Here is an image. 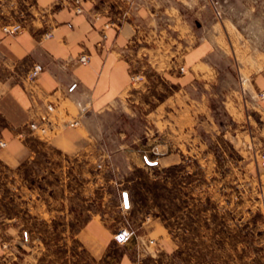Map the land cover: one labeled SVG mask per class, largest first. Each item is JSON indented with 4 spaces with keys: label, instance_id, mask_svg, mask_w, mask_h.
Wrapping results in <instances>:
<instances>
[{
    "label": "rangeland",
    "instance_id": "rangeland-1",
    "mask_svg": "<svg viewBox=\"0 0 264 264\" xmlns=\"http://www.w3.org/2000/svg\"><path fill=\"white\" fill-rule=\"evenodd\" d=\"M218 1L199 0L186 12L217 55L211 73L186 92L193 118L186 139L171 141L167 128L156 132L149 123L147 114L169 89L156 78L139 77L129 94L96 119L91 147L64 151L32 137L30 158L14 168L0 161V218L14 216L24 231L23 258L84 264L75 234L97 216L114 236L121 228L134 230L129 242L135 253L144 235L141 225L161 221L177 249L159 264H264V136L253 97L243 93L250 70L264 62V0ZM36 4L0 0V28L32 24L39 16ZM157 112L166 118L167 108ZM59 127L64 126H47L49 132ZM178 150L179 163L160 160ZM113 242L110 264H117L120 245ZM142 247L145 257L134 254L135 260L149 264L150 253Z\"/></svg>",
    "mask_w": 264,
    "mask_h": 264
},
{
    "label": "crops",
    "instance_id": "crops-1",
    "mask_svg": "<svg viewBox=\"0 0 264 264\" xmlns=\"http://www.w3.org/2000/svg\"><path fill=\"white\" fill-rule=\"evenodd\" d=\"M36 5L39 16L20 33L7 34L0 28V141L5 142L0 147V161L10 168L22 164L33 154L32 137L48 140L64 151L91 147L96 119L129 94L135 77L156 78L169 89L168 96L147 114L156 132L167 128L169 140L186 139L193 119L186 92L197 78L211 73L217 57L208 35L197 33L186 16L187 11L197 8L199 0H84L81 13L74 10L71 0H37ZM46 33L51 36L46 37ZM81 54L87 55L86 63L77 60ZM35 63L44 67L37 79L36 101L29 96L24 81ZM259 92H264V62L257 70H250L249 84L243 91L253 97L259 133L264 136V98H258ZM46 102L55 105L53 112L46 109ZM166 108V118L162 119L157 110ZM44 116L49 123H42ZM64 118L76 119L79 125L48 131V124L59 126ZM32 122L45 126L49 134L31 130ZM181 153L169 152L160 160L174 165L181 161ZM15 222L14 216L0 218V264H38L35 258L26 259L31 255L22 257L20 238L24 231ZM141 227V253L138 249L135 253L134 242L116 246L120 250L117 264H145L135 260V255L145 257L142 245L150 253L149 264H159L161 257L175 253L177 242L161 221L147 220ZM152 236L161 241L157 244L156 239L155 247L145 241ZM75 237L88 260L84 264L112 262L114 234L99 217H90Z\"/></svg>",
    "mask_w": 264,
    "mask_h": 264
},
{
    "label": "built area",
    "instance_id": "built-area-1",
    "mask_svg": "<svg viewBox=\"0 0 264 264\" xmlns=\"http://www.w3.org/2000/svg\"><path fill=\"white\" fill-rule=\"evenodd\" d=\"M73 3V8L77 13H81L82 12V6H81V0H72ZM23 30L21 24L16 23V24H12L10 26H5L3 28V31L7 34H18ZM51 34L50 33H46V37H50ZM77 60L80 63H86L88 61V57L85 54H81L77 57ZM44 67L43 65L39 64V63H35L31 66V68L27 71L24 81H25V86L27 89V92L29 94V96L31 97V99H33L34 101L37 100V96H38V88H37V79L39 78L40 74L43 72ZM139 77H135L132 78V82L138 80ZM258 98H264V92H259L257 94ZM46 109L49 112H53L55 109V105L51 102H46L45 104ZM42 123H49V121L47 120V118L42 117ZM79 125V121L76 119H71V118H64L60 120L59 126H73L76 127ZM29 128L31 130H36L39 129L41 130L43 133H45L46 131V127L45 126H40V124L32 122L29 125ZM5 145V142L0 141V147ZM261 160H262V164L264 166V151H262V153L260 154ZM135 231L130 229V228H121L119 229L114 236V240L115 242L120 245L123 246L125 244H127L134 236ZM146 244L147 245H155L156 244V239L155 238H147L146 240ZM6 245H4L5 247Z\"/></svg>",
    "mask_w": 264,
    "mask_h": 264
},
{
    "label": "water",
    "instance_id": "water-1",
    "mask_svg": "<svg viewBox=\"0 0 264 264\" xmlns=\"http://www.w3.org/2000/svg\"><path fill=\"white\" fill-rule=\"evenodd\" d=\"M123 201L126 207L129 206V202H128V196H127V192H123Z\"/></svg>",
    "mask_w": 264,
    "mask_h": 264
}]
</instances>
